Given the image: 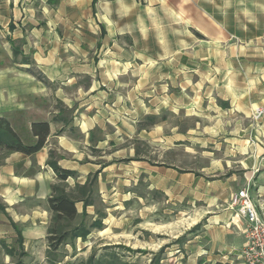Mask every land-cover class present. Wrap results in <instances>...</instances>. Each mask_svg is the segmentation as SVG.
<instances>
[{
	"label": "crops",
	"instance_id": "0c3cea01",
	"mask_svg": "<svg viewBox=\"0 0 264 264\" xmlns=\"http://www.w3.org/2000/svg\"><path fill=\"white\" fill-rule=\"evenodd\" d=\"M50 1L0 0V31L25 40L23 52H33L47 80L27 72L9 78L25 91H8L0 57V118L20 135L14 112L31 117L30 133L34 121L50 125L40 151L1 159L0 240L15 242L16 223L29 260L48 258L54 159L75 172L68 191L98 171L103 201L148 195L194 207L192 227L201 228L187 232L188 259L246 264V221L230 202L249 186L264 210V115L252 118L264 108V0H55L49 14ZM82 5L104 24L88 48L82 33L76 43L51 27L67 6ZM76 207L80 219L83 201ZM86 211L96 218L94 205ZM96 231L76 242L88 244Z\"/></svg>",
	"mask_w": 264,
	"mask_h": 264
},
{
	"label": "rangeland",
	"instance_id": "374dc122",
	"mask_svg": "<svg viewBox=\"0 0 264 264\" xmlns=\"http://www.w3.org/2000/svg\"><path fill=\"white\" fill-rule=\"evenodd\" d=\"M44 4L48 8L46 11L49 14H53V11L57 13V1L51 0ZM39 5L40 3L35 6L40 8ZM87 8H89V5H82L77 9H74L73 6H67V17L65 19L56 18L51 27H56L59 32L65 34L66 38L75 40L76 43L78 41L77 38L75 39V35L82 33L83 44L88 48L90 42L95 43L96 39L103 36L101 32H104V30L101 31V28H104V24L90 20L91 10L88 9V13H84ZM42 23L45 26V22ZM10 29H12V25ZM96 29H98L97 36L93 34V30ZM1 30L0 57L3 61L2 74L7 77L2 86L8 91L21 89L23 87L21 83H11L9 78L20 77L27 72L32 73L28 69L37 68L34 54L31 51L28 53L23 52L24 39H14L6 34L3 29ZM71 43L77 48L76 44ZM25 58L29 59L30 63L24 62ZM9 70L12 71L9 72ZM34 76L39 79L36 75ZM36 87H38V82L35 80L34 88ZM50 87L55 89V85H50ZM22 90L25 91L23 88ZM46 108H52V105L51 107L46 106ZM11 118L13 122L22 125L20 131L24 139L31 141V133L27 127V121L31 117L21 112H14L11 114ZM94 208L96 218L92 219V216L90 217L87 213V223L89 224L105 214L102 217L103 227L91 230V232L95 229L102 231H96V234L89 239L91 241L88 244L76 242L79 239L77 238L74 242L67 243L70 245L64 244L61 246L59 251L62 256L61 264H90V259L94 263L103 260L105 264L108 261H112L114 264H154L155 254L164 245L168 246L165 248L160 264H200L202 262L189 260L185 248L187 237L193 234H187V232L193 229L190 217L193 214L194 207L188 204L167 203L161 196L146 195L140 200L137 196H132L129 200H123L120 195L112 197V199L107 197L106 201H103L102 197L99 196L94 203ZM104 222H107V224ZM200 228L201 225L199 224L197 228L191 231L196 232ZM88 236L86 239H80L86 241ZM41 248L40 246L39 249L38 244L35 245V250H43ZM46 255L48 257V249ZM0 259L6 264H12L16 261V258L5 257L4 249L1 246ZM23 260L24 264H50L49 258L31 261L25 256Z\"/></svg>",
	"mask_w": 264,
	"mask_h": 264
},
{
	"label": "trees",
	"instance_id": "16d2710c",
	"mask_svg": "<svg viewBox=\"0 0 264 264\" xmlns=\"http://www.w3.org/2000/svg\"><path fill=\"white\" fill-rule=\"evenodd\" d=\"M24 62L30 63L29 59L25 58ZM34 75L43 81H47L43 73L35 68H29ZM50 133V125L48 121H34L31 124V135L34 138L33 141H25L22 136L15 130L11 121L7 117L0 118V162L1 159L8 153L19 151L27 155H33L40 151L46 144L47 138ZM52 154V153H51ZM58 175L59 183L52 186L53 193L49 197V207L52 211V219L48 228V258L50 264H59L61 261L60 248L64 244L72 243L77 238L86 239L93 228L101 229L103 227L102 214L100 218L87 223V206L94 205L99 197L97 188L98 171L89 175L87 181L84 184H77L74 191H68L66 189L65 180L69 176L75 174L74 171L62 168L58 162L54 159L49 161ZM83 201L84 210L81 214V218L78 219V211L76 207L77 201ZM199 225V224H198ZM196 225L194 228H197ZM17 231V238L11 245L6 243L5 240H0V246L4 249V252L12 255L16 258V261L12 264H24L23 257L27 255L24 247V238L21 229L16 223H13ZM183 238V237H180ZM181 240V239H179ZM168 245H164L155 254L154 264H160L162 255L165 252V248ZM90 264H105L103 260H98L94 263L91 259ZM0 264H6L0 259ZM107 264H114L112 261H108ZM218 264V263H217ZM221 264V263H219Z\"/></svg>",
	"mask_w": 264,
	"mask_h": 264
},
{
	"label": "built area",
	"instance_id": "2783aa9c",
	"mask_svg": "<svg viewBox=\"0 0 264 264\" xmlns=\"http://www.w3.org/2000/svg\"><path fill=\"white\" fill-rule=\"evenodd\" d=\"M264 115V108L256 106L252 112L254 121ZM230 205L245 218V242L241 256L246 264H264V210H259L250 195V187L246 186L231 197Z\"/></svg>",
	"mask_w": 264,
	"mask_h": 264
}]
</instances>
